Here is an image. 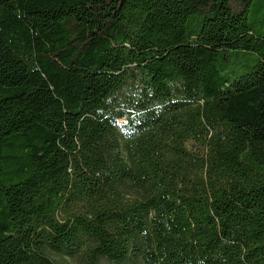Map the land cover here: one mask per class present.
<instances>
[{
    "label": "trees",
    "instance_id": "1",
    "mask_svg": "<svg viewBox=\"0 0 264 264\" xmlns=\"http://www.w3.org/2000/svg\"><path fill=\"white\" fill-rule=\"evenodd\" d=\"M253 1L0 0V264H264Z\"/></svg>",
    "mask_w": 264,
    "mask_h": 264
},
{
    "label": "rangeland",
    "instance_id": "2",
    "mask_svg": "<svg viewBox=\"0 0 264 264\" xmlns=\"http://www.w3.org/2000/svg\"><path fill=\"white\" fill-rule=\"evenodd\" d=\"M248 24L253 34L259 38L264 36V0H254L248 14ZM203 25V19L194 18L190 20L189 30L200 32ZM232 61L228 77L233 79L248 73L255 65L259 63V57L254 53L233 52L230 54ZM125 119L118 120V127L125 131ZM72 264L75 262L72 260Z\"/></svg>",
    "mask_w": 264,
    "mask_h": 264
}]
</instances>
